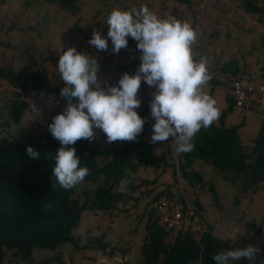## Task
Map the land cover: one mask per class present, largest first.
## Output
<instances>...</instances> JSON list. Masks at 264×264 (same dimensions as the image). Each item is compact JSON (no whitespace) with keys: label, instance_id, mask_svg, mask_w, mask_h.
<instances>
[{"label":"rangeland","instance_id":"374dc122","mask_svg":"<svg viewBox=\"0 0 264 264\" xmlns=\"http://www.w3.org/2000/svg\"><path fill=\"white\" fill-rule=\"evenodd\" d=\"M194 1L197 2L194 5L195 16L200 17L198 31L193 34L186 30L178 31L182 35L180 40L178 38L181 43L176 41L173 49L171 48L183 59L198 58L192 69L185 65L178 71L165 74L155 67L149 72L151 76H146V71H143L148 63V58L143 55L145 46H139L137 54L132 49L134 39L143 35L155 42L159 35L165 37L167 31L175 26L172 12L178 11V8L173 0H78V19L56 5H48L45 0H0V67H10L20 74L32 69L41 70L53 86L60 82L66 83L70 69L76 74L79 84H82L84 69L89 68L87 81L92 84L89 88L99 90L110 85V97L117 107L125 108L126 117L133 114L139 104L141 109H146L141 122L136 126L137 130L146 131V140L151 143L154 154H165L167 162H173L174 144L167 141L169 135L163 107H168L173 127L178 130L186 128L180 121L190 114L192 103L197 102L199 108H202L210 99L211 114L217 118L227 106L225 96L227 87L231 84L228 81L230 77L225 72L220 74L218 69L222 68L218 67L234 61L236 64L230 63L239 68V55L250 56L252 52V56L258 59L257 66L264 65V52L254 54L263 48L260 47L259 40L260 35H264L263 24L243 14L232 0ZM259 1L264 8V0ZM211 21H218L219 26H236V31L223 38L225 31L217 26V35L222 38L209 41L205 31H210ZM188 22L186 17L183 27H187ZM160 27L164 29L160 31ZM251 44H255V50L249 54L246 49ZM162 46L165 45L160 43L153 52L162 53ZM138 65L139 68L135 70ZM255 67L256 65H250L247 71ZM186 72L198 76L204 73L214 74L222 82L209 94L210 89L204 83H192L190 79L184 78ZM255 72L257 74L256 69ZM96 73L98 77L95 80L93 77ZM10 93L11 88L0 79V124L7 120L5 104ZM25 103L18 128L11 126L10 129L14 134L11 138L22 142L32 139L39 143L44 140L45 124L50 112H66L75 123L77 119L72 139L78 138L89 147L109 143L117 130L113 125L96 120L81 111L71 112L68 106L52 101L49 94L38 103L33 96L28 95ZM258 109L260 113L263 107L259 106ZM258 113L233 106L224 118L225 125L236 124L243 118L241 139L245 144H251L259 128L256 117ZM151 117L154 119V126H144ZM2 135L4 132L0 126V136ZM117 138L123 142L127 137L121 135ZM202 172L204 184L193 191L178 176H172L170 169L159 174V170L139 165L136 173L131 174L134 184L142 181L146 184L139 185L131 195L132 199H125L118 205L119 211L110 216L84 208L79 228L74 233L78 239V247L91 244L86 240L87 237L103 235L102 242L108 243L113 249L106 250L105 253L111 255L85 248L79 252L67 244L57 252L61 264H135L145 234L148 211L152 208L151 198L166 187H170L171 193H175L177 198L180 197L182 202L192 207V202L197 197L201 204L202 227L209 225L214 235L227 238L238 245L229 256L230 262L236 260L242 248L264 244L263 183L258 185L256 192L249 191L242 195L235 193V188L225 184L220 178L214 177L209 168H203ZM208 181H212L216 200H213L207 190ZM95 186L96 184L89 182L74 186L79 203L82 202V194L86 193L89 197ZM51 255L46 252L33 253L28 260H22L5 250L1 264H41L42 258ZM248 264H264V258L258 263Z\"/></svg>","mask_w":264,"mask_h":264},{"label":"trees","instance_id":"16d2710c","mask_svg":"<svg viewBox=\"0 0 264 264\" xmlns=\"http://www.w3.org/2000/svg\"><path fill=\"white\" fill-rule=\"evenodd\" d=\"M77 1L45 0L48 5H56L78 19ZM173 1L178 8V11L172 12L176 24L169 32L167 31L165 37L159 35L157 40L152 42L142 35L133 38L134 42L131 43L135 54L138 53L139 46H145L143 55L148 58V63L143 71H146V76H149V72L155 67L160 68L165 74L178 71L185 65L192 69L198 59L196 57L183 59L171 50L176 41L178 44L181 43L179 40L182 35H179L178 31L186 30L191 34L198 31L200 17L195 16L194 7L197 2ZM232 1L236 2L237 8L243 14L264 25V8L259 0ZM186 17L189 24L183 27ZM209 26L210 31H205L209 41L213 38H217L216 40L222 38L217 35L218 21L209 22ZM219 28L225 31L223 38L236 31V26L229 24L225 26L223 24ZM163 29L164 27H160V31ZM262 36L264 35H260L259 40L260 47L263 48L254 54L264 52ZM160 43L165 45L162 46V53H154V48ZM255 44L248 45L247 53L255 50ZM252 53L250 56L247 54L250 58L247 55H239V68L235 66L234 61H229L223 67H218L222 68L218 69L219 73L225 72L230 77L229 82L241 78L253 81L247 70L250 65L259 63ZM138 68L139 65L135 70ZM256 68L262 72L260 76H263L264 65ZM84 70L82 84H79L76 74L70 69L66 83L60 82L53 86L41 70L32 69L28 73L20 74L10 67H0V79L11 88L10 97L5 104L7 120L0 124L4 132V135L0 136V264L5 250L11 251L12 256L22 260H28L33 253L52 254L42 258L41 264H61L57 252L67 244L79 252L84 248L93 252L101 251L102 254L106 250L112 251L108 243L102 242L103 235L87 237L86 240L90 241L92 246L87 244L78 247V239L74 233L79 228L84 208L110 216L113 212L119 211L118 205L125 199H132L131 195L139 185L146 184L144 181L134 184L135 180L131 174L136 173L139 165L154 171L159 170V174L170 169L172 176H178L193 191L204 184L202 170L205 167L209 168L214 177L235 188L237 194L256 192L259 184L264 185V108L260 113L253 107L249 108L258 113L256 117L259 128L252 143L245 144L240 132L244 126L243 118L236 124L225 125L224 118L234 106V99L229 93L230 85L225 96L227 106L219 117L215 118L211 114L210 99L202 108H199L197 102L192 103L190 114L180 121L186 125L182 130L176 129V123V128L173 127L171 113H168V107H163L169 135L167 141L174 144L175 152V160L168 163L165 154L153 153L151 143L146 140V131L136 128L146 109H141L139 104V108L137 105V110L126 117L125 108L117 107L110 97V85L99 90L90 89L91 83L87 81L90 69ZM97 77L98 73L93 79L96 80ZM184 78L190 79L191 82L204 83L210 89L209 94L222 82L216 79L214 74L209 73L198 76L186 72ZM47 94L51 95V100L58 105L68 106L71 112L81 111L96 120L113 125L117 130L111 141L100 147H89L78 138L72 139L73 126L78 121L76 119L75 123L66 112L48 114L42 142L37 143L32 139L22 142L17 138H11L14 136L10 131L11 126L18 128L23 116L25 98L28 95L33 96L38 103ZM143 125L154 126V119L151 117L149 122ZM121 135L127 137L123 142L117 138ZM81 182L93 183L96 186L89 197L83 193L82 202L79 203L74 186ZM207 190L213 200H216L212 181H208ZM161 194L171 196L170 187L157 192L151 198V203L153 204ZM177 199L181 201L180 197ZM192 203L193 214L202 220L201 204L197 197ZM236 246L238 245L231 243L229 239L214 235L209 225H204L197 237L186 233L178 239L172 238L156 223L152 207L148 211L145 234L135 264H248L258 263L264 258V244H260L242 248L236 260L230 262L229 256L237 249ZM105 254L111 255L108 252Z\"/></svg>","mask_w":264,"mask_h":264},{"label":"built area","instance_id":"2783aa9c","mask_svg":"<svg viewBox=\"0 0 264 264\" xmlns=\"http://www.w3.org/2000/svg\"><path fill=\"white\" fill-rule=\"evenodd\" d=\"M258 72L261 80L257 82L246 78L231 82L229 93L234 99V107L246 111L250 107L255 111L259 106L264 108V74L260 76L262 72ZM152 207L156 223L172 238L178 239L186 233L197 237L203 229L201 221L193 214L192 206L178 200L175 193L159 195Z\"/></svg>","mask_w":264,"mask_h":264},{"label":"crops","instance_id":"0c3cea01","mask_svg":"<svg viewBox=\"0 0 264 264\" xmlns=\"http://www.w3.org/2000/svg\"><path fill=\"white\" fill-rule=\"evenodd\" d=\"M256 67H257V65H256ZM255 67V69L257 70V68ZM255 69L253 68L251 71H248V74L253 78V79H255L254 81H259V80H261V78L259 79V78H257V77H259V72L257 71V74H256V72H255ZM256 74V75H255Z\"/></svg>","mask_w":264,"mask_h":264},{"label":"clouds","instance_id":"9594fccd","mask_svg":"<svg viewBox=\"0 0 264 264\" xmlns=\"http://www.w3.org/2000/svg\"><path fill=\"white\" fill-rule=\"evenodd\" d=\"M254 80H255V79H254ZM254 80H253V81H254Z\"/></svg>","mask_w":264,"mask_h":264}]
</instances>
